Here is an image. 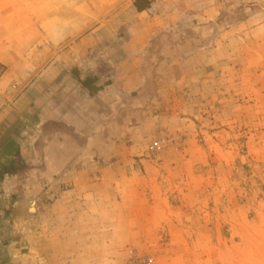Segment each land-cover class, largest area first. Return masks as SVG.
I'll return each instance as SVG.
<instances>
[{
    "label": "crops",
    "instance_id": "1",
    "mask_svg": "<svg viewBox=\"0 0 264 264\" xmlns=\"http://www.w3.org/2000/svg\"><path fill=\"white\" fill-rule=\"evenodd\" d=\"M118 1L115 16L76 40L55 41L60 27L51 38L38 25L35 40L26 34L9 43L0 35V140L18 126L20 148L5 160L0 193L5 264H122L129 252L149 251L154 232L141 194L150 189L128 183L142 172L153 176L154 163L173 171L176 157L168 149L154 162L146 144L161 129L191 130L203 96L226 90L229 71L249 64L258 49L252 36L264 38V10L251 11L242 26H224V38L178 37L169 45L177 51L148 72L147 40H160L165 28L182 30L187 18L195 33L203 22L213 31L220 2L232 0H145L141 11L135 0ZM41 11L39 22L59 17L55 3ZM33 75L34 89L24 92Z\"/></svg>",
    "mask_w": 264,
    "mask_h": 264
},
{
    "label": "rangeland",
    "instance_id": "2",
    "mask_svg": "<svg viewBox=\"0 0 264 264\" xmlns=\"http://www.w3.org/2000/svg\"><path fill=\"white\" fill-rule=\"evenodd\" d=\"M222 2L226 4L222 5L213 31L204 27L203 22L202 31L195 33L190 29L193 21L187 18L188 21L182 22L183 27L187 26L182 27L183 31L169 33L165 28L160 40H147L142 50L145 60L151 62L143 65L148 72L160 68L156 61L165 62L177 51L169 45L178 37L185 42L201 37L204 43L218 35L224 38V26H242L248 20L246 14L264 10V0ZM53 3L59 9V17H44L39 22L38 12L42 8L44 13L51 10ZM117 3L121 2L0 0L1 39L10 43L24 40L27 34L35 40L38 25L49 37L50 31L60 27V36L55 41H62L68 34L76 40L83 31L95 30L115 16L109 13ZM124 24L127 23H117L119 28ZM258 34L251 38L258 46L252 50V61L229 71L226 90L203 96V103L190 116L191 130L161 129L145 146V153L154 162H159L157 158L168 149L176 157L173 171L164 166L159 169L154 163L153 176L145 177L142 172L137 181L128 183L150 189L141 197L149 202L145 214L154 232L153 239L149 251H133L141 258H148L149 264H264V38L261 41ZM35 67L29 65L30 71ZM103 69L101 65L98 71ZM19 86L14 83L11 89L20 93ZM34 87L33 75L25 82L24 92ZM18 129L17 126L10 130L0 140V193L10 163L6 161L20 149L15 141ZM158 140L163 142L162 146L150 152V146ZM1 242V246L7 245L5 240ZM128 255L122 258V264ZM0 264H5L3 258Z\"/></svg>",
    "mask_w": 264,
    "mask_h": 264
},
{
    "label": "built area",
    "instance_id": "3",
    "mask_svg": "<svg viewBox=\"0 0 264 264\" xmlns=\"http://www.w3.org/2000/svg\"><path fill=\"white\" fill-rule=\"evenodd\" d=\"M161 144H163V142L160 140L153 142L149 149L150 152H154L155 150L159 149V147L162 146ZM148 262V258H141L136 252L132 251L129 253L125 264H149Z\"/></svg>",
    "mask_w": 264,
    "mask_h": 264
},
{
    "label": "trees",
    "instance_id": "4",
    "mask_svg": "<svg viewBox=\"0 0 264 264\" xmlns=\"http://www.w3.org/2000/svg\"><path fill=\"white\" fill-rule=\"evenodd\" d=\"M137 2H138V0H135V2H134V6L136 7V9H137L138 11H141L143 8L145 9V8H147V6H148V4L146 3L145 0H144L143 3H142V4H144V5H142L143 7H141L140 5H138ZM98 73H99V74H104V73H106V70H105V69H103V70H99ZM84 87H85V89H87V90H91V82L86 83Z\"/></svg>",
    "mask_w": 264,
    "mask_h": 264
}]
</instances>
